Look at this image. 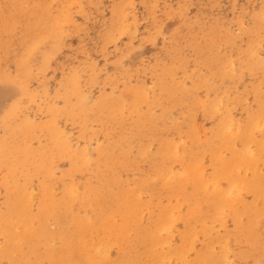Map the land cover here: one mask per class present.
I'll return each instance as SVG.
<instances>
[{
  "label": "rangeland",
  "instance_id": "1",
  "mask_svg": "<svg viewBox=\"0 0 264 264\" xmlns=\"http://www.w3.org/2000/svg\"><path fill=\"white\" fill-rule=\"evenodd\" d=\"M162 262L264 264V0H0V264Z\"/></svg>",
  "mask_w": 264,
  "mask_h": 264
},
{
  "label": "bare ground",
  "instance_id": "2",
  "mask_svg": "<svg viewBox=\"0 0 264 264\" xmlns=\"http://www.w3.org/2000/svg\"><path fill=\"white\" fill-rule=\"evenodd\" d=\"M14 217L15 220L12 219V221L8 224V229L7 231L4 232V234L7 236L9 241H12L14 239L15 236V231H14V227L16 224H18L19 222H22L21 219H24L23 214L20 213V208L18 207L17 210L14 211ZM126 231H122V235L125 236ZM169 233V231H168ZM166 246V245H165ZM165 250V249H164ZM260 251V250H259ZM251 254V253H250ZM69 255V254H68ZM97 263V262H96ZM99 264V263H98ZM161 264H164V262H162Z\"/></svg>",
  "mask_w": 264,
  "mask_h": 264
}]
</instances>
